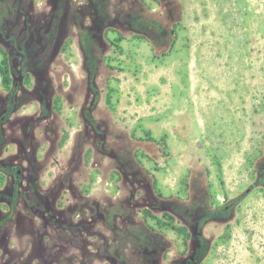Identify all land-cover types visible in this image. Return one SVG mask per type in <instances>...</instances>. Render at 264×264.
<instances>
[{"label": "rangeland", "instance_id": "374dc122", "mask_svg": "<svg viewBox=\"0 0 264 264\" xmlns=\"http://www.w3.org/2000/svg\"><path fill=\"white\" fill-rule=\"evenodd\" d=\"M93 1L36 88L0 0V264H264V0ZM16 169L87 234L56 242Z\"/></svg>", "mask_w": 264, "mask_h": 264}, {"label": "flooded vegetation", "instance_id": "af4514ba", "mask_svg": "<svg viewBox=\"0 0 264 264\" xmlns=\"http://www.w3.org/2000/svg\"><path fill=\"white\" fill-rule=\"evenodd\" d=\"M4 4H7L8 19L5 22L9 25L5 39L3 40V49L6 54V58L16 60L13 68H20V71L26 70L32 73L33 77H36L37 86H46V78L39 75L34 71V68L45 69L48 66L47 53L49 45L54 43L52 47L58 45V36L61 33V26L67 22H72L74 25H78L82 20H86L92 15V23L95 24V20L98 18L99 9L95 6L93 0H1ZM45 2L49 9L48 13L36 14V6L39 3ZM41 4V3H40ZM51 43V44H50ZM53 48V49H54ZM28 67V69H27ZM7 71V70H6ZM12 68L8 69V73H11ZM26 73L25 75H27ZM24 79L22 74H19L17 82L14 83V88H17L19 83ZM47 87V86H46ZM35 88V92H36ZM43 95L38 97V104L41 109L42 102L47 96V92L43 90ZM26 94V93H25ZM28 95V94H27ZM48 108V105H45ZM42 114L41 110L40 113ZM39 118H30L29 122L39 121ZM21 151L24 150V146L21 144ZM20 151V152H21ZM22 153V152H21ZM10 169L13 167L9 166ZM22 171L16 169V182L17 198L27 204L28 210L40 220L44 222V226L51 230L52 238L56 242L66 243L71 241L74 233L83 235L87 234L88 229L84 226H93V217L88 221L79 220L77 223L72 222V219L64 217L61 212H58L57 208L53 205H48L44 198L47 199L43 193L36 194V201L34 203H27L24 198V187L21 185ZM134 185H132V188ZM13 191L14 189L11 188ZM134 190V189H133ZM13 198V193L10 194ZM134 197L133 193L130 194V199ZM44 201V202H43ZM4 199L0 198V203H3ZM136 206V204H135ZM81 225V227H79ZM77 242L81 243V239H77ZM60 243V245H62ZM57 244H54L56 246Z\"/></svg>", "mask_w": 264, "mask_h": 264}, {"label": "trees", "instance_id": "16d2710c", "mask_svg": "<svg viewBox=\"0 0 264 264\" xmlns=\"http://www.w3.org/2000/svg\"><path fill=\"white\" fill-rule=\"evenodd\" d=\"M6 72V71H5Z\"/></svg>", "mask_w": 264, "mask_h": 264}]
</instances>
